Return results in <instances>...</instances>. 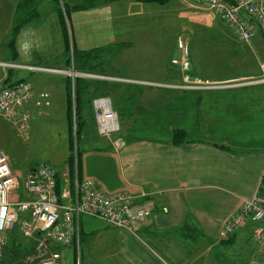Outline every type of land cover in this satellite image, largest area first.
<instances>
[{"label": "crops", "instance_id": "1", "mask_svg": "<svg viewBox=\"0 0 264 264\" xmlns=\"http://www.w3.org/2000/svg\"><path fill=\"white\" fill-rule=\"evenodd\" d=\"M20 1L0 0V16L4 17V22L0 21V63L52 71L0 65V81L9 86L28 81L34 93L28 105L31 120L27 136L2 116L0 123L27 142L42 132L61 138L62 157L49 165L59 174L61 193L68 192L69 200L76 197V182L87 180L110 195L149 193L144 202L151 214L132 232L103 221L106 228L86 233L84 219L91 217L83 216L82 256L88 257L83 245L87 248L93 236L101 238V232H110L116 236L110 238L109 234L104 239L107 246L118 249L111 257L113 263L130 249L140 264H264V241L258 243L253 238L256 223L248 221L223 237L228 219L239 212L245 200L261 196L264 190V84L252 82L264 64L262 33L249 42H225L233 48L230 54L236 56L240 72L202 75L196 63L195 75L191 69L189 74L183 71L186 58L181 57V69L173 66L178 64L181 33H189L186 41L190 43L196 30L195 4L184 0L165 4L98 0L85 5V0H39V21L29 22L14 36ZM60 8L69 10L67 35L60 23ZM146 13L151 15L147 22L142 21ZM169 33L175 36L172 41L167 40ZM73 49L99 50L101 72L97 74L130 82L104 80L108 89L96 96L110 98L119 117L121 130L112 139L98 133L95 97L90 101V95L81 90L83 127L79 142L74 136L72 150L70 109L75 106L76 79L61 71L75 69L70 60ZM155 53L161 57H148ZM153 64L158 65L153 74L144 72L139 77L131 73L139 66H146L148 73ZM186 109L192 110L193 117L196 112V123L188 122L191 114L187 115ZM38 125L42 131H37ZM178 131L183 132L184 141L176 145L173 138ZM118 139L125 142L119 149L114 146ZM72 155L73 165L69 163ZM9 158L21 188L23 179L37 166L29 164L26 172L14 169ZM13 197L29 199L25 191L23 199L19 190ZM23 215V220L29 219V213ZM52 248L62 253L61 264L76 263V244Z\"/></svg>", "mask_w": 264, "mask_h": 264}, {"label": "built area", "instance_id": "2", "mask_svg": "<svg viewBox=\"0 0 264 264\" xmlns=\"http://www.w3.org/2000/svg\"><path fill=\"white\" fill-rule=\"evenodd\" d=\"M184 1L212 11L230 27L234 36L240 41L249 42L264 33V0ZM0 65L33 71H52L41 66H23L14 63H0ZM183 66L187 67V62H184ZM61 72L72 79L130 82L74 69ZM252 82L264 84V64L261 65L260 76ZM33 96V86L28 81L10 86L0 81V116L11 122L23 137L28 135L30 129L31 115L28 105ZM93 108L98 133L102 137L112 139L121 128L110 98H95ZM124 145L122 139L114 142L117 149ZM22 184L29 196L27 200L13 197L20 188L21 179L10 167L6 154L0 152V259L9 243L8 231L13 229L16 223L20 224V230L25 237L35 239L33 259L37 260L38 264H61L62 253L52 247L54 245L70 247L76 243L79 245L83 216L96 218L112 227L132 232L139 222L151 214L148 204L144 202L149 193L110 195L99 188L93 180L76 182V197L69 200L68 192L58 194L57 172L49 164L38 165L23 179ZM24 213H29V219L20 220V215ZM248 221L257 225L253 231L254 240L258 243L264 241V198L259 195L245 200L239 212L228 219L223 237L235 233ZM26 261L31 262V258L27 257Z\"/></svg>", "mask_w": 264, "mask_h": 264}, {"label": "rangeland", "instance_id": "3", "mask_svg": "<svg viewBox=\"0 0 264 264\" xmlns=\"http://www.w3.org/2000/svg\"><path fill=\"white\" fill-rule=\"evenodd\" d=\"M94 2H98V0H85L84 4L88 5ZM150 18L151 15L149 13H146L143 16V19H141L142 21L145 20L147 22ZM0 21L4 22L3 16H0ZM185 28H188V24L185 25ZM188 34L189 33H181L182 45L180 49H178L180 53L177 57L178 64L174 63V67L178 69L182 68V57L184 59L186 58L187 62V67H185L183 71L188 74L192 72L196 75V63L200 68L202 75H211L215 72L217 74H224L228 71L240 72V65L239 63H236V56L230 54V51H232L233 48H230V45L225 43L226 41L238 42L240 40H238L234 36L230 27L222 22L213 12L198 7V9H196V30L194 28L191 33L192 37L190 43L186 41V35ZM174 37L175 36L173 35V33H169L167 40L172 41ZM196 45L200 47L197 48ZM145 50L151 51L155 49ZM12 52L14 53L13 49ZM1 56L2 51L0 49V57ZM68 56H70V54ZM148 57H152V59H158L161 56L155 53L154 55L149 54ZM157 67L158 65L153 64L151 70H149L147 73L146 66H139L135 67V69H132L131 73L132 75L143 77L144 72H146L145 74L155 73ZM189 69H191V71L187 72ZM74 70L78 71L76 68ZM188 98L189 97H186L185 99ZM185 113L187 115L191 114V118L188 120V122L193 120L192 122L196 123V112L194 117L191 109H186ZM41 128L42 126L38 125L37 131H42ZM80 137L81 134L79 135V139ZM28 140V142L27 139H25L24 141L23 137L14 135L12 129L6 123H0V152L5 153L8 159H10L9 155L11 156V166L14 169L17 168L22 171L25 170L26 172L28 168L27 166L29 164H32L33 166H38L42 163L52 164L53 161H59L61 159L62 155L60 154L62 152V147L64 144L60 142V137L42 132L41 134L37 133L35 137ZM82 147L83 145L80 144L81 149ZM18 190L22 194V198L24 199L23 186ZM24 218V215L21 214L20 219L22 220ZM93 219H84V230L86 233H90L91 231H100V226H102L103 229L106 228L103 221L96 218ZM109 234L110 238L116 236L114 233L101 232L99 234L101 238H98V235L96 234L91 238V244H87V248H85V245H83L84 252L87 251V258L84 255L82 256L81 254V243L79 245L76 243L79 254H77L76 256V263L73 262V264H140L139 257L132 253L130 249L122 256L120 261L113 263V259L111 257L115 256V253L118 249L117 247L111 248L105 243L104 238H109ZM9 238H11L10 245H7V247L5 248L4 254L0 259V264H38L37 260L33 259L36 241L23 235L20 230L19 223H16L14 228L11 230ZM81 238L82 237H80V242L82 240ZM97 241H100L99 245L96 244ZM102 241L104 243H102ZM243 243L244 245L246 244L245 241H243ZM236 251H238L237 248ZM27 257L31 258V262L26 261Z\"/></svg>", "mask_w": 264, "mask_h": 264}, {"label": "trees", "instance_id": "4", "mask_svg": "<svg viewBox=\"0 0 264 264\" xmlns=\"http://www.w3.org/2000/svg\"><path fill=\"white\" fill-rule=\"evenodd\" d=\"M115 1V0H113ZM144 2H152L157 4H165L168 0H139ZM39 0H21L18 4L16 16H15V27L13 31V35L16 36L17 33L20 31L22 27H24L29 22L39 21L40 14L38 12ZM69 16L68 8L65 11L60 8L59 10V17L60 23L64 30L66 31L67 35V18ZM262 37L264 39V33H262ZM68 43V37L66 38ZM11 47L14 51V42L11 43ZM68 53L70 54L71 48L69 47V43L67 46ZM15 52V51H14ZM73 61L71 57V63L74 64L75 68L78 71L82 72H90V73H99V68L101 66V62H98V57L100 55L99 50H92V51H76L73 49ZM107 82L104 80H89L85 78H76L74 82V96L72 98V102L75 103V106L70 109V118H71V132H72V150L74 148L73 136H75L76 141L79 139V135L81 133L83 123H80V119L83 115V104L81 102L82 96L79 93L84 92L90 95V101L92 98H96L99 94H102L103 91L108 89ZM85 96V95H83ZM94 98V99H95ZM73 106V105H72ZM75 108V111H74ZM75 118V119H74ZM184 141L183 132L178 131L174 134L173 144H180ZM77 144V142H76ZM69 163L73 165L74 163V156L72 155L69 158ZM57 192L61 194V178L57 173ZM261 196L264 198V190L261 192Z\"/></svg>", "mask_w": 264, "mask_h": 264}, {"label": "water", "instance_id": "5", "mask_svg": "<svg viewBox=\"0 0 264 264\" xmlns=\"http://www.w3.org/2000/svg\"><path fill=\"white\" fill-rule=\"evenodd\" d=\"M37 236V234L35 235V237Z\"/></svg>", "mask_w": 264, "mask_h": 264}]
</instances>
